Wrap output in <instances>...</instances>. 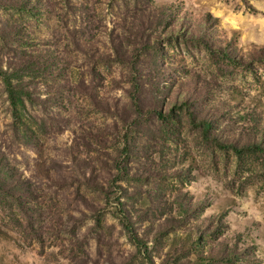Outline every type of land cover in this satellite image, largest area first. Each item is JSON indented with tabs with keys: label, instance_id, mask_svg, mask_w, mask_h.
<instances>
[{
	"label": "rangeland",
	"instance_id": "obj_1",
	"mask_svg": "<svg viewBox=\"0 0 264 264\" xmlns=\"http://www.w3.org/2000/svg\"><path fill=\"white\" fill-rule=\"evenodd\" d=\"M252 47L264 0H0V264H264Z\"/></svg>",
	"mask_w": 264,
	"mask_h": 264
},
{
	"label": "trees",
	"instance_id": "obj_2",
	"mask_svg": "<svg viewBox=\"0 0 264 264\" xmlns=\"http://www.w3.org/2000/svg\"><path fill=\"white\" fill-rule=\"evenodd\" d=\"M215 17L211 16L209 13L205 12L201 18L200 21L194 25L195 30H192L189 27L184 26V24H180L177 28L176 33L181 34L183 38H193L198 41H200L204 47L206 48L207 51L213 54H217L225 58L226 60L234 63H242L243 57L241 55H237V52L233 49L229 41L224 37L223 31L218 32L216 30V33L210 31V30H215L217 29L215 24ZM217 34V36H215ZM212 35L215 36V38L212 37ZM247 55L251 59L255 60H261L264 59V50L260 47H252L248 52ZM189 89H186L185 92L182 94V99L181 102H185L188 99L189 95ZM135 99V96L133 97ZM134 101V100H133ZM137 105V99L134 102ZM138 107V112L141 111V106L137 105ZM145 112L147 113H154L158 118H164L166 116V111L160 112L159 109L154 108V106L150 105L148 106ZM170 114V113H169ZM200 123H206V121L203 118H200ZM230 146H232L235 150H240V149H260L264 151V145L260 144L259 142L255 140H251L248 143L244 144L241 146V148H237L236 146L232 145L229 143ZM119 219L120 223L124 227V229L127 231L128 236L132 239V242L136 245L138 248H142L144 252L145 251V246L143 244L142 239L138 237L135 232L130 228L129 224V218L126 215V212L124 209H119ZM146 259H149V256H145Z\"/></svg>",
	"mask_w": 264,
	"mask_h": 264
}]
</instances>
